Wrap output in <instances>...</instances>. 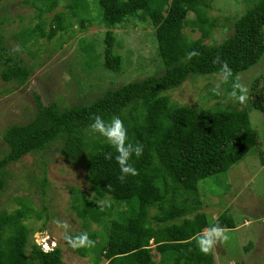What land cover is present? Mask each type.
<instances>
[{"label":"trees","instance_id":"obj_1","mask_svg":"<svg viewBox=\"0 0 264 264\" xmlns=\"http://www.w3.org/2000/svg\"><path fill=\"white\" fill-rule=\"evenodd\" d=\"M60 1L25 0L40 5L35 10L38 19L54 12ZM68 1L72 16L85 12L86 0ZM97 1L100 22L106 28L103 68L113 74L121 72L122 58L114 51L112 28L139 13V18L148 20L154 29L155 53L165 70L107 90L88 104L61 111L55 103L38 104L32 121L11 126L3 134L8 150L0 160V189L5 184L3 171L7 166L56 143L62 156L81 163L86 170L91 197L76 193L72 210L84 221V228L96 223L104 229L106 241L97 243L96 234H89L95 241L91 248L96 253L95 264L102 259L106 264H215L212 253L199 251L195 237L216 223L230 230L236 225L226 211L209 223L200 212L198 184L227 172L257 145L258 137L246 111L236 103L196 110L172 103L167 93L184 85L189 77L218 75L219 66L212 63L217 54L228 62L234 75L256 64L264 54V0H244L248 9L233 24L232 36L214 45L205 43L219 27L218 19L208 16L206 0ZM189 13L194 16L191 20L187 18ZM64 21L62 14L53 15L49 38L65 31ZM78 22L84 28L83 19ZM185 28L197 30L201 36L193 40L184 34ZM23 31L16 34L21 48L31 40ZM28 33L44 34L41 22ZM3 40L0 34L1 78L24 85L31 70L13 59ZM191 50L199 51L200 56L186 59ZM223 86L230 92V85ZM248 101L264 114V71L252 82ZM94 114L105 120L118 116L129 140L144 146L143 155L132 161L138 176L119 179L115 149L91 131ZM108 152L113 153L112 160L105 159ZM20 205L12 212L0 211V264H66L58 245L45 251L36 243L29 244L24 221L33 210L28 203ZM150 243L160 255L158 262L153 260ZM89 250L79 248L76 252L86 257Z\"/></svg>","mask_w":264,"mask_h":264},{"label":"rangeland","instance_id":"obj_2","mask_svg":"<svg viewBox=\"0 0 264 264\" xmlns=\"http://www.w3.org/2000/svg\"><path fill=\"white\" fill-rule=\"evenodd\" d=\"M206 1L208 16L217 18L219 27L212 31L205 43L220 44L233 34V24L248 6L244 0ZM68 2L61 0L54 12L45 13L38 19L35 10L40 5L37 2L0 0L3 45L13 59L31 70L24 85L3 81L0 75V160L8 150L2 139L5 131L11 126L32 121L38 104L55 103L60 111L88 104L107 90L160 75L165 70L155 53L154 29L148 20L139 18V13L112 28L114 51L121 55L122 66L117 74L105 70L102 41L106 28L100 22L98 1L86 0L85 12L77 16L68 12ZM55 13L64 16L66 29L49 38L50 22ZM193 17L192 13L187 15L188 20ZM79 19H83L84 28ZM39 22L44 34H29L28 29L36 28ZM21 30H25L23 35L31 40L21 52H14L16 45L22 47L16 36ZM184 34L193 40L201 36L199 31L190 28H185ZM2 69L0 66V72ZM263 71L264 54L252 67L238 73L248 88V97L252 82ZM186 82L167 93L172 103L196 110L236 103L231 102L229 91L223 85L222 94L217 98L209 92L219 82L218 75L189 77ZM243 109L258 137L257 145L227 172L212 175L198 184L202 202L200 212L205 214L209 223L226 211L236 225L229 232L230 239L218 244L212 252L215 264H264V114L254 109L248 99ZM3 175L5 184L0 189V211L12 212L20 208L21 203H28L33 210L29 219L24 221L29 231V244L52 241L62 249L64 263L95 264V250L90 249L86 257H80L76 249L65 242L64 230L55 223L57 219L66 221L72 235L94 232L97 243L107 239L102 226L90 223L84 228V221L72 210L76 193L91 197L86 170L81 163L69 162L53 143L41 152L25 155L17 163L10 164ZM39 213L41 216H37ZM152 214L153 210L150 211ZM149 245L153 260L158 262L160 255L152 243ZM98 264H106V261L102 259Z\"/></svg>","mask_w":264,"mask_h":264},{"label":"clouds","instance_id":"obj_3","mask_svg":"<svg viewBox=\"0 0 264 264\" xmlns=\"http://www.w3.org/2000/svg\"><path fill=\"white\" fill-rule=\"evenodd\" d=\"M13 51L21 52L22 48L19 45H16L13 48ZM198 56H200V53L197 50H191L186 53V59L188 60ZM212 63L219 66V82L209 91L215 96H220L222 94L221 86L230 85L231 90L228 93L229 99L238 103L241 106V109L245 108L247 106L248 88L241 82L240 76L238 74L234 75L228 62L223 60L219 54L213 58ZM91 119V131L98 133L100 136L105 138L107 143L115 149L116 154L114 159L120 170L119 179L121 181H125L128 177L138 176L139 172L134 167V163L132 161L133 157L139 159L143 155L144 146L139 142L133 143L129 140L128 130L123 120L118 116H113L109 120H105L100 114H94ZM105 159L112 160L113 153H106ZM108 190H111L110 184L108 185ZM55 223L58 228L64 230L63 239L70 247L74 249H91L95 247V241L89 237L87 232L72 235L69 231L70 226L66 221L57 219ZM229 232L230 229L216 223L197 234L195 237V243L202 254L209 255L215 250L218 244L227 242L230 239ZM39 246L41 245L39 244ZM56 246L57 245L52 246L50 250ZM45 251L49 250L46 249Z\"/></svg>","mask_w":264,"mask_h":264},{"label":"built area","instance_id":"obj_4","mask_svg":"<svg viewBox=\"0 0 264 264\" xmlns=\"http://www.w3.org/2000/svg\"><path fill=\"white\" fill-rule=\"evenodd\" d=\"M41 246H42V248H43V250H50V248H52V246H54V244H52V241H43V242H40L39 243Z\"/></svg>","mask_w":264,"mask_h":264}]
</instances>
